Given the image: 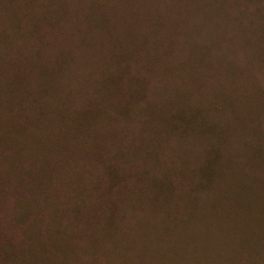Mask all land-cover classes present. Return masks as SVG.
Masks as SVG:
<instances>
[{"label": "trees", "instance_id": "16d2710c", "mask_svg": "<svg viewBox=\"0 0 264 264\" xmlns=\"http://www.w3.org/2000/svg\"><path fill=\"white\" fill-rule=\"evenodd\" d=\"M0 264H264V0H0Z\"/></svg>", "mask_w": 264, "mask_h": 264}]
</instances>
